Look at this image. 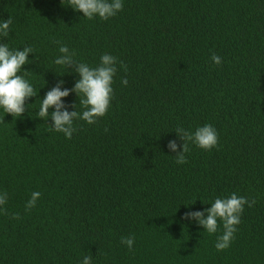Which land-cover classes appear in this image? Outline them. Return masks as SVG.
<instances>
[{
	"label": "trees",
	"instance_id": "trees-1",
	"mask_svg": "<svg viewBox=\"0 0 264 264\" xmlns=\"http://www.w3.org/2000/svg\"><path fill=\"white\" fill-rule=\"evenodd\" d=\"M122 2L102 20L69 0H0V22L12 19L0 43L34 49L18 74L27 70L36 93L21 117L0 107V264H264V0ZM55 41L91 67L118 58L107 114L74 120L71 139L37 117L58 81L63 90L79 79L55 64ZM62 99L84 111L75 92ZM205 124L218 145L189 142L177 164L175 130ZM34 191L41 196L26 211ZM232 193L255 204L217 251L222 222L209 234L184 214ZM122 237L135 238L131 251Z\"/></svg>",
	"mask_w": 264,
	"mask_h": 264
},
{
	"label": "clouds",
	"instance_id": "clouds-1",
	"mask_svg": "<svg viewBox=\"0 0 264 264\" xmlns=\"http://www.w3.org/2000/svg\"><path fill=\"white\" fill-rule=\"evenodd\" d=\"M69 6L78 12H82L83 16L88 19L98 16L102 20H108L123 10L122 0H69ZM11 24V18L0 22V37L9 35ZM55 42L60 44L59 52L61 53L54 61L55 64L69 68L71 66V70L79 74V79L73 88H64L63 90L61 85L65 81H58L56 86L42 98L37 117L48 120L50 116L53 121L50 124L52 130L62 132L68 139H71L73 132L76 131L73 126L74 120L82 119L88 124H94L97 119L107 114L114 94L112 84L118 71V58L104 54L100 58L99 65L91 67L87 63L76 62L73 59L74 53L70 52L67 45L61 44L59 41ZM33 52L35 51L30 46L24 47L22 50L10 49L8 44L0 43V107L4 109L5 113L11 114L15 118L21 117L25 113L28 107L26 104L28 98L36 96L33 85L25 78L27 70L25 69L24 75L18 74L22 68L24 69L23 66L29 63V53ZM211 59L217 65L222 63L219 55L213 54ZM120 64L127 70L122 61ZM121 82L124 85L128 84L126 78H122ZM72 92H75L80 98L79 102L84 108L82 113L77 110L69 111L62 99ZM50 108H54V111L50 112ZM175 131L178 133L179 139L183 141V150H179L180 145L177 144L176 140H170L168 147L176 153L177 164L187 163L185 153L190 150L189 142L204 150H211L218 145V132L211 124L200 126L194 132L182 127H178ZM40 196V192H32L31 198L25 205L26 211L35 207ZM6 202L7 193H0V206ZM245 204L251 207L255 204V200L249 201L247 197L232 193L230 197H217L211 203V207L203 211L186 212L184 219L196 221L209 234H215L220 226L218 221L222 222L223 233L217 237L215 247L217 251H223L230 246L231 241L235 238L236 226L241 222ZM13 218L19 219V214H14ZM134 242V237H122L121 239V243L127 245L130 251ZM91 260V256H85L81 264H91Z\"/></svg>",
	"mask_w": 264,
	"mask_h": 264
}]
</instances>
